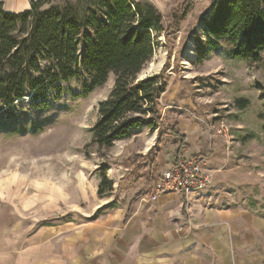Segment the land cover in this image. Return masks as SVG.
<instances>
[{
  "label": "rangeland",
  "instance_id": "obj_1",
  "mask_svg": "<svg viewBox=\"0 0 264 264\" xmlns=\"http://www.w3.org/2000/svg\"><path fill=\"white\" fill-rule=\"evenodd\" d=\"M39 1L42 11L58 2ZM133 1L152 4L166 31L140 74L154 76L164 69L167 80L159 101L163 136L150 154L157 170L168 163L167 150L177 152L174 129L188 139L186 157L205 149L201 168L212 176L210 187L234 193L242 210L264 219V60L232 59L222 44L196 61L195 39H204L201 21L214 0ZM0 3L6 11L30 7V0ZM86 79L62 84V96L46 109L30 107L32 100L25 98L14 103L11 116L0 114V243L13 248L10 264H22V253L29 254V263L69 264L63 247L77 229L112 213L116 203H133L139 197L134 189H152L160 177L141 163L155 144L156 130H131L109 149L91 143L98 104L110 93L114 76L80 97ZM238 101L246 103L241 108ZM102 169L113 192L100 199ZM7 256H0V264H8L2 262Z\"/></svg>",
  "mask_w": 264,
  "mask_h": 264
},
{
  "label": "trees",
  "instance_id": "obj_2",
  "mask_svg": "<svg viewBox=\"0 0 264 264\" xmlns=\"http://www.w3.org/2000/svg\"><path fill=\"white\" fill-rule=\"evenodd\" d=\"M201 24L204 39H195L197 62L222 44L232 59L264 60V0H214ZM165 32L157 9L133 0H58L44 11L39 0H30L28 10L16 13L0 3V114L11 116L14 103L25 98L32 100L30 107L46 109L62 96V84L81 76L87 79L79 96L86 97L113 75L112 89L97 107L91 143L109 149L131 130L146 126L157 131V144L163 136L159 101L167 88L164 69L138 77ZM245 103L237 102L241 108ZM105 172L99 173L100 199L113 192Z\"/></svg>",
  "mask_w": 264,
  "mask_h": 264
},
{
  "label": "crops",
  "instance_id": "obj_3",
  "mask_svg": "<svg viewBox=\"0 0 264 264\" xmlns=\"http://www.w3.org/2000/svg\"><path fill=\"white\" fill-rule=\"evenodd\" d=\"M173 138L179 139L174 147L177 152L166 151L168 163L160 170L156 168L158 161L150 155L157 141L141 155V163L152 174L156 172L155 176L161 177L162 170H168L176 157L205 159L200 155L205 151L202 148L186 157L187 147L183 144L188 139L184 135ZM134 191L139 197L131 205L116 203L115 212L99 216L70 236L63 247V257L68 251L69 264H264V219L242 210L234 193L212 187L187 196L182 192L156 195L153 187ZM127 210L130 214L124 221ZM9 246L7 249L0 243V256L9 254L2 262L8 264L14 257ZM28 256L22 253V264H44L42 260L29 263Z\"/></svg>",
  "mask_w": 264,
  "mask_h": 264
},
{
  "label": "built area",
  "instance_id": "obj_4",
  "mask_svg": "<svg viewBox=\"0 0 264 264\" xmlns=\"http://www.w3.org/2000/svg\"><path fill=\"white\" fill-rule=\"evenodd\" d=\"M220 131H224L221 126ZM200 158L189 159L174 158L172 165L153 186L156 195L163 193L182 192L185 196L189 193L207 189L212 183V176L203 172Z\"/></svg>",
  "mask_w": 264,
  "mask_h": 264
},
{
  "label": "water",
  "instance_id": "obj_5",
  "mask_svg": "<svg viewBox=\"0 0 264 264\" xmlns=\"http://www.w3.org/2000/svg\"><path fill=\"white\" fill-rule=\"evenodd\" d=\"M146 78V77H142L141 75L138 77L139 80Z\"/></svg>",
  "mask_w": 264,
  "mask_h": 264
}]
</instances>
